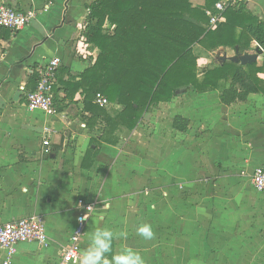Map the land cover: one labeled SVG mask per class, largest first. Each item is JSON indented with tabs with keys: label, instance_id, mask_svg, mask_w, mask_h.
<instances>
[{
	"label": "crops",
	"instance_id": "crops-1",
	"mask_svg": "<svg viewBox=\"0 0 264 264\" xmlns=\"http://www.w3.org/2000/svg\"><path fill=\"white\" fill-rule=\"evenodd\" d=\"M93 2L0 0V4L18 8L24 13H34L27 27L12 33L9 41L0 42V223L40 216L49 237L48 247H40L36 243L18 245L12 264H63V249L70 243L78 224L80 199L97 207L81 239V252L89 247L92 234L99 228L114 233L112 252L107 254L110 260L113 255L131 249L141 255L145 264H204L206 244L203 241L196 248L191 238L182 240L178 245L181 249L177 251L175 239L168 233L173 225H169L172 212L169 207L162 209L156 226L151 227L153 238L140 236L136 215L133 216L136 200L144 196L140 190L150 181L159 187L163 186V180L183 179L184 175L178 177L173 171L161 178L157 167L172 166L176 151H181L183 160L189 157L187 150L196 115L200 117V126L204 124L215 132L214 139L200 140V148H210L213 159L220 157L215 156L218 149H222L224 154L228 150L230 153L226 152L225 158L236 162L243 160L244 165L253 169L252 182L254 171L264 166V94H251L245 102L224 105L220 101V91L204 94L182 92L171 102L160 103L145 114L134 131L125 130L118 146L103 144L92 168L83 169L90 142L97 139L98 134L97 126L90 131L86 125L85 118L90 116L83 112L81 94L76 95L75 104L54 116L42 111H29L26 97L36 88L33 75L50 59L60 58L63 63L61 69H67L75 76L95 64L100 51L83 35ZM220 2L232 7L242 4L264 21V0ZM190 3L193 7L204 8L206 0H190ZM215 11L209 10L219 14L216 7ZM194 53L199 58V75L210 65L222 66L228 61L244 67L250 64L264 66V51L255 42L245 53H240L238 47H220L210 52L200 45L194 47ZM258 77L264 81V72ZM221 84L228 86L225 82ZM194 103L198 105L195 117L191 111ZM107 110L114 114L122 107L109 103ZM176 116L191 121L187 133L173 129ZM46 129L52 130L48 148L43 145ZM133 142L140 148L149 145L151 166L156 164L155 170L142 168L139 150L135 153L130 149ZM56 149L59 150L57 155L53 153ZM113 164L116 168L108 167ZM117 164L121 168L117 169ZM105 170L109 171L103 177ZM101 180L103 183L98 186ZM114 183H118V188L113 186ZM161 202L158 207H162L164 201ZM158 207L152 206V212ZM163 223L165 238L161 235L156 239L155 230ZM185 230L200 229L188 225ZM3 262L4 255L0 254V264Z\"/></svg>",
	"mask_w": 264,
	"mask_h": 264
},
{
	"label": "trees",
	"instance_id": "trees-1",
	"mask_svg": "<svg viewBox=\"0 0 264 264\" xmlns=\"http://www.w3.org/2000/svg\"><path fill=\"white\" fill-rule=\"evenodd\" d=\"M219 2L206 0L200 8L193 7L190 0H94L83 35L100 54L80 75L60 68L54 88L57 113L75 104L80 93L83 112L90 116L85 118L87 127L93 131L97 126L98 138L90 142L83 169L92 168L103 144L118 146L125 130L134 131L145 114L182 92L220 91L224 105L264 94V81L258 77L264 66L244 67L228 61L222 66L210 65L198 75L197 45L210 52L238 47L245 53L255 42L264 51V21L242 4L229 5L222 12L225 22L209 29L207 11H215ZM12 33L0 27V42L9 41ZM32 79L37 84V72ZM222 82L228 86L223 87ZM98 94L122 110L112 114L98 106ZM190 124L189 119L176 116L173 129L187 133Z\"/></svg>",
	"mask_w": 264,
	"mask_h": 264
},
{
	"label": "rangeland",
	"instance_id": "rangeland-1",
	"mask_svg": "<svg viewBox=\"0 0 264 264\" xmlns=\"http://www.w3.org/2000/svg\"><path fill=\"white\" fill-rule=\"evenodd\" d=\"M196 109L198 105L192 104L193 117ZM196 116L190 132V146L187 150L189 157L183 160L181 151H176L172 166L157 167L161 178L166 177L168 172H174L178 177L184 175L183 179L163 180V186L159 187L148 182V186L140 190L144 196L136 200L138 202L134 206L136 212L133 216L136 215L139 227L145 224L155 227L162 209L169 207V211H172L169 225H173L168 233L173 235L175 246L191 238L197 248L198 243L203 241L206 244L204 264H264V194L253 188V169L244 165L243 160L236 162L225 158L226 152L230 153L228 150L225 154L222 149H218L217 153L212 151L216 153L215 156H220L213 159L210 148L204 146L201 149L200 140L209 141L210 137L214 139L215 132L204 124L200 126V117ZM138 147L134 144L130 149L135 153L139 150V161L143 160L142 168L155 170L153 167L156 164L151 166L149 145ZM116 166L117 169L121 168L119 164ZM108 167L113 168L114 164ZM108 171L105 170L102 176ZM102 183L101 180L98 186ZM113 186L118 188V183ZM158 200L164 201H160L162 207H158ZM154 205L158 210L152 212L151 207ZM164 225L155 230L156 239L161 238V235L165 238ZM188 225H194L200 230H185ZM180 249L178 246L177 251ZM194 253H197V249Z\"/></svg>",
	"mask_w": 264,
	"mask_h": 264
},
{
	"label": "built area",
	"instance_id": "built-area-1",
	"mask_svg": "<svg viewBox=\"0 0 264 264\" xmlns=\"http://www.w3.org/2000/svg\"><path fill=\"white\" fill-rule=\"evenodd\" d=\"M230 3V2H229ZM230 4L219 2L216 5L219 14L207 12L210 17L209 29L215 30L222 24L224 17L222 12ZM34 17L33 12H22L18 8H12L0 4V27L17 33L23 30ZM80 53H83L82 51ZM60 58L50 59L38 70V81L34 91L27 94V108L29 111H42L48 116L56 114L54 106V88L57 85L58 70L62 67ZM95 104L105 108L109 106V101L101 94L96 96ZM51 129H46L43 139L44 147L50 146ZM252 184L259 193H264V166L257 168L252 175ZM79 211L78 224L72 232L71 241L63 249V264H79L81 252V239L86 232L89 220L95 215L97 207L94 203H88L80 199L77 205ZM36 243L40 247L49 246V237L44 220L40 216H29L26 218L13 220L7 223H0V254L4 255L3 264H12L13 257L20 244Z\"/></svg>",
	"mask_w": 264,
	"mask_h": 264
},
{
	"label": "clouds",
	"instance_id": "clouds-1",
	"mask_svg": "<svg viewBox=\"0 0 264 264\" xmlns=\"http://www.w3.org/2000/svg\"><path fill=\"white\" fill-rule=\"evenodd\" d=\"M137 231L146 239L154 236L151 227L147 224L139 227ZM113 238L112 231L97 228L91 236L89 247L80 254L79 264H145L141 255L131 249L113 255L110 260L107 254L112 252Z\"/></svg>",
	"mask_w": 264,
	"mask_h": 264
}]
</instances>
